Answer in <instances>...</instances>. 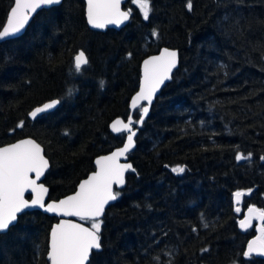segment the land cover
<instances>
[{
	"label": "trees",
	"instance_id": "16d2710c",
	"mask_svg": "<svg viewBox=\"0 0 264 264\" xmlns=\"http://www.w3.org/2000/svg\"><path fill=\"white\" fill-rule=\"evenodd\" d=\"M12 2L0 0V26ZM151 4L145 21L127 1L129 22L98 32L86 24L83 0H63L37 12L21 37L0 43V145L33 137L50 162L48 199L71 193L94 170L96 156L123 142L125 134L113 135L108 124L127 118L142 59L164 46L177 49L179 65L128 155L136 171L115 191L120 195L101 219V250L88 264H155L154 256L161 264H264L243 256L254 228H238L245 208L264 209V0H193L191 12L186 0ZM80 50L90 63L74 74ZM52 99L61 100L54 111L28 118ZM139 116L134 110V121ZM237 153L252 155L237 161ZM177 165L186 171L172 173ZM236 191L246 193L238 205ZM56 221L37 210L20 214L0 234V264H48ZM169 250L172 257L164 254Z\"/></svg>",
	"mask_w": 264,
	"mask_h": 264
},
{
	"label": "snow or ice",
	"instance_id": "6c2138e0",
	"mask_svg": "<svg viewBox=\"0 0 264 264\" xmlns=\"http://www.w3.org/2000/svg\"><path fill=\"white\" fill-rule=\"evenodd\" d=\"M60 3L61 0H13L14 6L9 10L6 24L0 26V42L15 38L21 33L28 23L29 17L37 9ZM133 3L137 5L143 19L149 20L153 10L151 0H133ZM185 7L191 12L193 0H186ZM131 14V9L121 10V0H87V22L96 29H104L107 25L119 26L129 20ZM151 35L155 38L159 37V33L155 29ZM128 55L130 57L131 53ZM89 63L85 51L80 50L73 58L74 74H81ZM177 63V51L168 48L162 49L159 55L143 61L140 88L131 100V108L138 109L140 112L139 120L134 121L129 115L127 122L117 118L110 125L111 130L115 133H127L126 142L123 147L116 149L111 154L97 158L95 161L97 170L79 184L78 190L73 195L59 202L46 204L44 197L48 193V189L42 183H37L49 168V160L45 158L44 150L39 143L33 139H23L0 147V233L6 232L10 226H14L18 214L36 206L49 213L91 221L89 228L80 223L62 219L51 229L47 252V260L50 264H88L92 250H99L102 247L100 236L102 220L100 218L105 213V206L110 201H115L120 195L119 192L113 191V185L123 186L125 173L136 171L130 163H120V159L122 157L126 159L127 154L135 147L136 131L133 129V125L134 123L141 125L144 123L153 98L160 86L172 78L171 74L177 67ZM220 67L225 68L226 66L222 64ZM103 86L104 81H100V87ZM73 92L74 89H67V95L71 96ZM60 103V99L51 100L33 109L29 116L36 119L38 115L55 109ZM17 127H24V122H19ZM65 135H68L67 131ZM251 155V153L247 155L237 153L235 158L237 161L249 160ZM260 159L264 160V156H261ZM165 167L167 168L168 165ZM185 171L186 168L180 165L171 168V172L177 175L183 174ZM29 191L34 194L31 201L25 199V193ZM250 192L251 190L248 194ZM244 195L246 193L242 191L234 193L237 205ZM236 211L239 212L240 208L237 207ZM254 219L260 221L257 229L259 235L248 242L247 251L243 252L244 257H250L253 253L264 255V209L249 207L248 214L239 221V226L246 230L252 226ZM200 221L204 228L210 227L203 213L200 215ZM192 232H197V228L193 227ZM164 235L166 236L167 233ZM200 251L207 253L209 249L204 247ZM164 254L167 257L174 255L171 250ZM152 259L155 264H161L160 256H154ZM166 264H174V262L172 259H168Z\"/></svg>",
	"mask_w": 264,
	"mask_h": 264
},
{
	"label": "water",
	"instance_id": "95a60500",
	"mask_svg": "<svg viewBox=\"0 0 264 264\" xmlns=\"http://www.w3.org/2000/svg\"><path fill=\"white\" fill-rule=\"evenodd\" d=\"M62 1H63V0H61V3H62ZM83 1H84V5H85V8H84V10H85V20H86V24H87V26H88V28H89L90 30H94V31H98V32H104V31H106L107 29L120 30V29H121L122 27H124V26L129 22V20H130V18H129V20L125 21L123 24H121V25H119V26H117V25H107L104 29H96V28H93V27H92L91 25H89L88 22H87V16H86L87 0H83ZM127 1H129V0H121V10H122V11H127V10H128V9L123 8V5H124ZM61 3H60V4H61ZM60 4H59V5H60ZM12 6H14V5H13V2H12L11 7H12ZM55 6H58V5H53V6H42L40 9H37V11H36L35 13L31 14V16L29 17V21H28V23L25 25V28L21 31V33H19L15 38H11V39H9V40H12V39H16V38H18V37H21V36L25 33V31H26L28 25L30 24L31 20L33 19V17L36 15L37 12H39L40 10L47 9V8H51V7H55ZM11 7H10V8H11ZM9 10H10V9H9ZM9 10H8V13H9ZM8 13H7V15H8ZM6 18H7V16H6ZM4 24H6V20H5ZM4 24H3V25H4ZM6 41H7V40H6ZM4 42H5V41H4ZM0 43H2V42H0ZM164 48H168V49H170V50H175V51H177V53H178V63H177V67H178V65H179V51H178L177 49H173V48H169V47H165V46H164V47H161L156 53L150 54V55H148V56H146V57H144V58L142 59V61L140 62V78H139L138 88H137V90H136V91L130 96V98H129V102H128V108H129V114H128V116L131 115L132 118H133V112H134V110L131 108V100H132V98L136 95V93L139 91V88H140V83H141L142 76H143V67H142V66H143V61H144L145 59H148V58L152 57V56L159 55L160 51H161L162 49H164ZM78 52H79V51H78ZM177 67H176L175 69H173L171 76L173 75V72L177 69ZM170 80H171V79L166 80V81L164 82V84H162V85L160 86V88H159V90L157 91L155 97L153 98L152 104L154 103V101L156 100V98L158 97V95L160 94V92H161V90L163 89V87H164L167 83H169ZM52 100H54V99H52ZM50 101H51V100H48V101H46V102H44V103H47V102H50ZM44 103H42V104H40V105H38V106H36V107L42 106ZM142 103L146 104L147 102H142ZM152 104L149 106V111H150V109H151ZM57 106H58V105H57ZM36 107H34L33 109H35ZM33 109H31L30 112H31ZM55 109H56V108H55ZM55 109L49 110V111L46 112V113L52 112V111H54ZM30 112H29V113H30ZM29 113H28V118H29L30 120H32V121L35 120V119H33V118H31V117L29 116ZM43 114H45V113H42V114L38 115V117L41 116V115H43ZM128 116H127V118H128ZM147 116H148V115H147ZM147 116H146V117H147ZM146 117H145V118H146ZM117 118L122 119V120H124L125 122H127V118H126V119H123L122 117H115V118H113V119L109 122V124H108V129H109V131H110L113 135H118V134H120V133H115V132H113V131L111 130V127H110V125L112 124V122L115 121ZM139 118H140V116H139ZM139 118H138V120H139ZM133 120H134V119H133ZM136 126H137V128H133V129L136 131V135H137V133H138V128L141 127V124H136ZM121 133H124V134H125L124 139H123V142H122L119 146H117V147L113 148L112 150H110L109 152L104 153V154H100V155L96 156V157L93 159L94 170L91 171V172H89L85 177H83L82 179H80V180L78 181V183H77L76 186H75L74 191H72L71 193H69V194H67V195H65V196H62V197H60V198H58V199H48V198H49V187L44 183V179H45L46 172H47V171L49 170V168H50V162H49V168H48V170H46L45 174H44V175H43V176L37 181V183H42V184L48 189V193H47V194L45 195V197H44L45 203L47 204V203H50V202H59L60 200L65 199L66 197L73 195V194L78 190L79 184H80L82 181H84L85 179H87V178H88L93 172H95V171L97 170V167H96V164H95V161H96L97 158H99V157H101V156H107V155L111 154V152L115 151L116 149L123 147V145H124V143L126 142V139H127V133H126V132H121ZM135 137H136V136H135ZM135 137H134V141H135ZM23 139H33V140H35V139H34L33 137H31V136H27V137L19 138V139L15 140V141H13V142H10V143L4 144V145H0V147L8 146V145H10V144L16 143V142H18V141H20V140H23ZM35 141H36L37 143H39L37 140H35ZM39 144H40V143H39ZM40 145H41V144H40ZM135 147H136V143H135ZM135 147H134V148H133V149L127 154L126 159L123 158V157L120 159V163H130L128 155H129V154L135 149ZM41 148L44 150V148H43L42 145H41ZM44 154H45V151H44ZM45 158L48 159V157H47L46 155H45ZM48 160H49V159H48ZM130 164H131V163H130ZM126 174H127V172L125 173V178H126ZM33 176H34V174H33ZM124 186H125V184H124L123 186L113 185V191L115 192V191L121 190L122 188H124ZM33 196H34V194L31 193L30 191L25 193V199H27V200H29V201H31V199L33 198ZM116 200H117V199H116ZM116 200H115V201H110V202L105 206V211H106V209H107L109 206L113 205V204L116 202ZM234 202H235V204H237L236 201H235V197H234ZM240 202H241V200H240ZM249 207H253V206H249ZM249 207H247V208L244 209L242 217L238 220V228L240 229L241 232H245V231L249 230L250 228H252V227L254 226V222H256L255 234H254V236H252V237L248 240V242L251 241V240H253V239H255L256 236L259 235V232L257 231V229H258V227H259V225H260V221L254 219V220L252 221V226L249 227L248 229L245 230V229H241V228H240V226H239V221L242 220V219H244L245 216L248 214V208H249ZM35 210L40 211V212H42L43 214H46V215H48V216H52V217H56V218H58V221H56L55 223H53V225L51 226V228H50V230H49V236H48V248H49V244H50V232H51V229H52V227H54L57 223H59L62 219H68V220H71V221H73V222H75V223H80V224H82L84 227H89V228L91 227L90 225H87V224L83 223L82 220L79 219V217H66V216H62V215H57L56 213H49V212H46L44 209L39 208L38 206H36V207H31V208H28V209H25L22 213H24V212H29V211H35ZM22 213H20V214H22ZM20 214H18V216H19ZM102 217H103V216H102ZM102 217H101L100 219H102ZM16 222H17V221H16ZM16 222H15V223H16ZM14 225H15V224H14ZM10 227H12V226H10ZM7 231H8V230H7ZM7 231H6V232H7ZM6 232H4V233H6ZM0 234H3V233H0ZM248 242H247V244H246L245 251H247V245H248ZM100 250H101V249H99V250H95V249H93L92 251H100ZM47 252H48V251H47ZM91 253H92V252H91ZM91 253H90V255H91ZM251 256L264 258V255H260V254H258V253H253ZM46 258H47V255H46ZM89 258H90V256H89ZM48 264H50L49 261H48Z\"/></svg>",
	"mask_w": 264,
	"mask_h": 264
},
{
	"label": "rangeland",
	"instance_id": "374dc122",
	"mask_svg": "<svg viewBox=\"0 0 264 264\" xmlns=\"http://www.w3.org/2000/svg\"><path fill=\"white\" fill-rule=\"evenodd\" d=\"M132 3H133V0H132ZM134 4V3H133ZM135 5V4H134ZM137 6V5H136ZM91 226V225H90Z\"/></svg>",
	"mask_w": 264,
	"mask_h": 264
},
{
	"label": "flooded vegetation",
	"instance_id": "af4514ba",
	"mask_svg": "<svg viewBox=\"0 0 264 264\" xmlns=\"http://www.w3.org/2000/svg\"><path fill=\"white\" fill-rule=\"evenodd\" d=\"M256 224V222H254V225Z\"/></svg>",
	"mask_w": 264,
	"mask_h": 264
}]
</instances>
